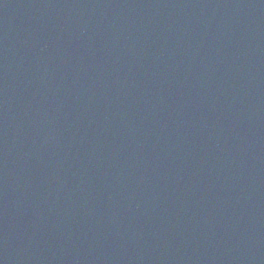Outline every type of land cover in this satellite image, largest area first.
<instances>
[{
	"label": "water",
	"instance_id": "95a60500",
	"mask_svg": "<svg viewBox=\"0 0 264 264\" xmlns=\"http://www.w3.org/2000/svg\"><path fill=\"white\" fill-rule=\"evenodd\" d=\"M0 264H264V0H0Z\"/></svg>",
	"mask_w": 264,
	"mask_h": 264
}]
</instances>
